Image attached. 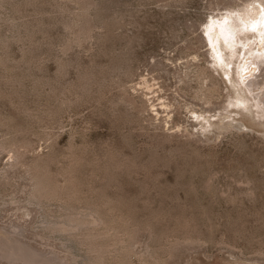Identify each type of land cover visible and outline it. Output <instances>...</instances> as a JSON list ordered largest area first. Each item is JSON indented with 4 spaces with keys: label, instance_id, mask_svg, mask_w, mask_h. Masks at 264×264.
I'll return each mask as SVG.
<instances>
[{
    "label": "rangeland",
    "instance_id": "1",
    "mask_svg": "<svg viewBox=\"0 0 264 264\" xmlns=\"http://www.w3.org/2000/svg\"><path fill=\"white\" fill-rule=\"evenodd\" d=\"M248 1L0 0V264H264Z\"/></svg>",
    "mask_w": 264,
    "mask_h": 264
},
{
    "label": "bare ground",
    "instance_id": "2",
    "mask_svg": "<svg viewBox=\"0 0 264 264\" xmlns=\"http://www.w3.org/2000/svg\"><path fill=\"white\" fill-rule=\"evenodd\" d=\"M261 14L263 15L262 18H261ZM224 20H228L227 17ZM231 22L232 23L230 24L228 23L227 25H225L226 23L224 21H222L221 23L219 20L218 26L220 32L219 33H217L216 31L215 32L217 37H221L223 41L228 45H230L231 47L234 48V44H236V46H239L240 49L237 50V52H239L238 55H240V53L243 52L241 64L238 66L235 72H237L239 77L240 76L242 77L241 78L242 81L240 80V83L243 87L242 91L245 93L248 92L250 96V98H246V99L250 100L248 102H251L252 100V103L249 108L250 112L254 114V117L256 116L259 117L260 119H263L264 118V44H263L264 43V0L248 1L244 5V7L237 12L236 18L233 19ZM237 22L239 23L237 24ZM239 27H241L240 30H242L240 32H239ZM250 30L254 31L257 35ZM241 32H243L242 33L243 37H238V39L234 40L235 36H237V33H241ZM255 40L259 41L260 49L255 50L253 48L254 45H251V43L252 44L256 43ZM212 43H213V39H212ZM246 70L250 72V77L243 79V74H245ZM259 85H260L259 89L255 91V89ZM246 109L248 110V108ZM256 117L254 119H256ZM263 121H261V123ZM94 223L97 222L95 221ZM25 253H22L21 251H16V252L11 251L9 256L11 257L12 260H19V259L26 260L27 256Z\"/></svg>",
    "mask_w": 264,
    "mask_h": 264
}]
</instances>
